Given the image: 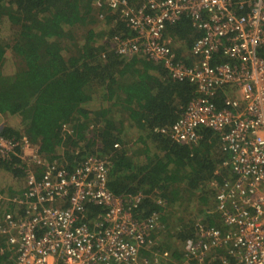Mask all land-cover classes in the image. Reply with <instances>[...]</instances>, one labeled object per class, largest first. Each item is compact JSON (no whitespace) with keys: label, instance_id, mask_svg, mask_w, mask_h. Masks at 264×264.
<instances>
[{"label":"trees","instance_id":"1","mask_svg":"<svg viewBox=\"0 0 264 264\" xmlns=\"http://www.w3.org/2000/svg\"><path fill=\"white\" fill-rule=\"evenodd\" d=\"M106 1L0 0V134L25 135L45 158L68 169L86 156L105 158L108 188L117 195L142 192L134 215L159 213L155 237L162 234L183 247L197 221L224 228L215 195L217 184L233 178L223 165L229 155L220 151L218 134L206 128L195 144L161 133L184 112L196 86L173 79L162 62L141 50L116 53L111 38L127 37L130 28L122 12ZM129 2L138 7L141 0ZM201 35L186 14L166 23L164 38L170 40L173 61L191 66L196 58L190 50ZM258 54L264 57V48ZM12 158L0 160L4 197L25 190L19 179L26 164ZM85 207L89 218L103 212L93 203ZM4 212L20 216L22 205L5 200L0 219ZM169 242L158 248L166 245L171 254L163 252L183 262L182 247L173 253ZM221 254H213L211 264H221ZM0 264H15L1 233Z\"/></svg>","mask_w":264,"mask_h":264},{"label":"built area","instance_id":"2","mask_svg":"<svg viewBox=\"0 0 264 264\" xmlns=\"http://www.w3.org/2000/svg\"><path fill=\"white\" fill-rule=\"evenodd\" d=\"M106 6L120 10L130 28L127 37L111 38L116 53L141 50L173 79L196 86L181 116L160 131L183 144L197 143L204 128L218 134L220 151L229 155L223 165L233 174L216 185L215 209L224 228L197 221L194 235L184 240L183 262L168 263L155 237L159 213L134 215L144 194H114L105 158L86 156L68 169L45 158L25 135L0 134V160L26 161L25 190L0 195V201L22 205L20 216L4 212L0 219L15 264H211L218 252L221 264H264V57L258 54L264 0H141L138 7L107 0ZM183 14L202 33L190 50L196 58L191 66L173 61L164 38L166 23ZM87 203L103 212L89 218Z\"/></svg>","mask_w":264,"mask_h":264},{"label":"rangeland","instance_id":"3","mask_svg":"<svg viewBox=\"0 0 264 264\" xmlns=\"http://www.w3.org/2000/svg\"><path fill=\"white\" fill-rule=\"evenodd\" d=\"M99 20V19H98ZM100 21V20H99ZM8 56L10 57V52H8ZM16 182V181H15ZM19 184H20V188L22 187V186H24V184H25V178H24V176L22 177V178H20L19 179ZM156 242H157V246H158V244H159V246L161 245V242L162 241H170L168 244H170L171 245V248H173V253H174V251H175V249H181V247H182V242H180V241H176L175 239H173V242L170 240V239H168L166 236L164 237L162 234H160V235H156ZM165 247H164V249L165 250H163V249H160L161 251H168V249L167 248H169V247H166V245H164ZM161 247H162V245H161ZM182 251H183V247H182ZM169 252V251H168ZM169 255L171 254L170 252L168 253ZM146 256H150V253H146L145 254ZM172 257V259H170L169 261H173V262H175V260L173 259V256H171ZM170 257V258H171Z\"/></svg>","mask_w":264,"mask_h":264},{"label":"clouds","instance_id":"4","mask_svg":"<svg viewBox=\"0 0 264 264\" xmlns=\"http://www.w3.org/2000/svg\"><path fill=\"white\" fill-rule=\"evenodd\" d=\"M26 162V161H25ZM1 195V194H0ZM4 197V196H3ZM12 197V196H11ZM4 198H9V197H4ZM5 200H3V201H0L2 204H3V202H4Z\"/></svg>","mask_w":264,"mask_h":264}]
</instances>
